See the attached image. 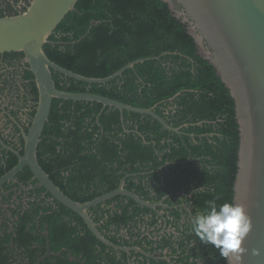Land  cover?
<instances>
[{
  "label": "trees",
  "instance_id": "16d2710c",
  "mask_svg": "<svg viewBox=\"0 0 264 264\" xmlns=\"http://www.w3.org/2000/svg\"><path fill=\"white\" fill-rule=\"evenodd\" d=\"M44 50L61 66L92 77L108 76L138 58L178 52L136 63L102 83L78 80L53 70L56 86L61 90L94 92L139 107L156 105L157 113L169 124L180 127V133L173 132L152 115L129 110H124L122 120L118 108L103 109L98 101L54 98L38 145V159L67 195L89 201L117 188L126 173L144 170L150 173L127 177L125 184L143 198L160 199L164 188L181 182L188 186L196 214L205 211L212 200L217 206L234 203L240 143L235 99L216 67L199 53L188 23L175 14L169 2L78 0ZM144 178L146 182H156L151 185L156 190L155 197L149 196ZM48 195L54 199L46 209L50 220L71 216L85 225L78 213L49 191ZM125 197L128 202L119 203L114 214L110 213L119 227L127 226L141 208L149 210ZM97 208L102 209L100 205ZM103 225L99 228L104 235L118 242L114 235L104 231L106 224ZM71 227L66 222L64 228H51L53 243L60 233H70ZM19 240L20 247L29 253L31 264L46 252L37 253L34 240L36 243L40 239L36 241L33 234L24 233ZM7 241L0 240V264L11 263ZM58 243L53 245V251L60 249ZM81 243L86 247H76L74 254L84 249V258L96 262L107 251L110 264L121 263L116 250L90 230ZM186 243H192L190 251L199 252L200 259H206L205 264L227 262L214 245L201 243L193 233ZM122 255L127 258L126 252ZM62 263L74 264L56 254L41 261Z\"/></svg>",
  "mask_w": 264,
  "mask_h": 264
},
{
  "label": "water",
  "instance_id": "95a60500",
  "mask_svg": "<svg viewBox=\"0 0 264 264\" xmlns=\"http://www.w3.org/2000/svg\"><path fill=\"white\" fill-rule=\"evenodd\" d=\"M165 1L169 2L177 16L188 23L199 53L216 67L235 99L240 143L234 203L243 205L252 220V229L244 241L248 251L244 254L242 264H264V0ZM77 2L78 0H30L24 12L0 16V52H23L36 76L39 89V105L25 138L24 153L19 155L17 165L0 179V184L3 180L14 178L28 166L34 177L54 198L84 219L97 239L115 250L128 254L134 250L145 254L139 246L120 245L107 238L100 231L89 209L119 194L129 196L141 206L152 209L163 205L162 202H151L127 189L126 177L121 179L117 188L107 193L89 201L75 200L42 167L38 159V145L54 98L98 101L103 104V109L107 106L118 108L122 113V120L124 110L149 114L168 130L180 133V127L169 124L155 111L156 105L139 107L94 92L61 90L57 88L53 78L55 70L86 82H107L136 63L160 59L167 53L178 52H162L160 55L135 59L105 77L87 76L61 66L49 58L44 46ZM253 248L260 249L261 254L252 255ZM51 254L56 253L49 250L35 264H40Z\"/></svg>",
  "mask_w": 264,
  "mask_h": 264
},
{
  "label": "flooded vegetation",
  "instance_id": "af4514ba",
  "mask_svg": "<svg viewBox=\"0 0 264 264\" xmlns=\"http://www.w3.org/2000/svg\"><path fill=\"white\" fill-rule=\"evenodd\" d=\"M29 3L30 0H0V16L22 13ZM38 105L39 89L36 76L24 53L0 52V179L17 165L19 155L24 153L25 138ZM149 173L150 171L144 170L129 172L122 178ZM138 183L140 182H135ZM143 184L147 186L149 196L155 197L156 190L151 188V185H156V182H146L144 178ZM187 188V185L175 182L174 185L164 188V194L160 199L145 198L151 202H162L163 205L157 206L156 209L149 208L147 211L141 208L127 226H117L110 217V213L114 214V210L118 209L119 203L128 202L126 195H122L123 197L116 195L99 204L102 209L97 208L99 205L89 209L94 220L98 219L95 220L98 227L106 224L104 231L115 236L118 241L115 243L139 246L146 252L144 254L132 250L129 254L126 253L127 258H125L122 255L124 251L116 250V255L121 260L120 264L125 262L127 264H205L206 259H200L199 252L190 251L192 243L189 245L186 243L192 234L191 220L197 215L190 204L191 193L187 192ZM53 200L28 166H25L14 178L2 181L0 240L8 239L5 245L6 251L10 253V264H31L29 253L24 247H20L19 239L24 233L33 234L37 237L36 241L40 239L36 243L34 240L33 247L37 249V253L51 250L62 260L66 258L74 264H110L109 259L106 258L107 251L102 252L101 248L98 250L102 252L104 258L96 262L84 258V249L82 252L73 253L76 247L85 246L81 243V239L88 235L90 229L85 221L84 225L71 216L60 217L57 221L50 220L46 209ZM93 208L97 209L93 210ZM66 222L71 224L72 230L70 233H60L59 239L56 240L59 241L60 249L53 251L56 242L53 243L50 238V229L55 228L56 225L64 228ZM132 224H135L133 228L130 227ZM184 240L185 244L182 245ZM46 252L40 254L36 261ZM53 255L55 254L46 258Z\"/></svg>",
  "mask_w": 264,
  "mask_h": 264
},
{
  "label": "clouds",
  "instance_id": "9594fccd",
  "mask_svg": "<svg viewBox=\"0 0 264 264\" xmlns=\"http://www.w3.org/2000/svg\"><path fill=\"white\" fill-rule=\"evenodd\" d=\"M209 207L191 220V231L201 243L214 245L228 264H242L248 249L244 246L247 234L252 229V220L241 204L225 202L217 206L214 200ZM261 250L252 249L259 256Z\"/></svg>",
  "mask_w": 264,
  "mask_h": 264
},
{
  "label": "rangeland",
  "instance_id": "374dc122",
  "mask_svg": "<svg viewBox=\"0 0 264 264\" xmlns=\"http://www.w3.org/2000/svg\"><path fill=\"white\" fill-rule=\"evenodd\" d=\"M175 9H177V7L175 6Z\"/></svg>",
  "mask_w": 264,
  "mask_h": 264
}]
</instances>
